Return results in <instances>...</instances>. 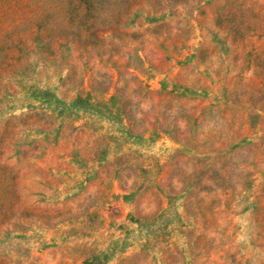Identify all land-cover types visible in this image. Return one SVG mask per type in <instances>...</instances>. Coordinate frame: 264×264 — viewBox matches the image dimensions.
<instances>
[{"label": "rangeland", "instance_id": "rangeland-1", "mask_svg": "<svg viewBox=\"0 0 264 264\" xmlns=\"http://www.w3.org/2000/svg\"><path fill=\"white\" fill-rule=\"evenodd\" d=\"M0 264H264V0H0Z\"/></svg>", "mask_w": 264, "mask_h": 264}]
</instances>
